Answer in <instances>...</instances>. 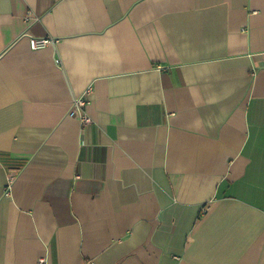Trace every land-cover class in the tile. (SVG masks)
<instances>
[{"label":"crops","instance_id":"0c3cea01","mask_svg":"<svg viewBox=\"0 0 264 264\" xmlns=\"http://www.w3.org/2000/svg\"><path fill=\"white\" fill-rule=\"evenodd\" d=\"M42 257L264 264V0H0V264Z\"/></svg>","mask_w":264,"mask_h":264},{"label":"built area","instance_id":"2783aa9c","mask_svg":"<svg viewBox=\"0 0 264 264\" xmlns=\"http://www.w3.org/2000/svg\"><path fill=\"white\" fill-rule=\"evenodd\" d=\"M55 42H56L55 40L50 38H40V39L31 38L30 47L33 50H39V49H44L48 47L50 44H54ZM85 105H86L85 97L81 96L74 101L69 113L70 116L78 118L82 126H88L93 122V119L85 111ZM13 182H14V176L12 175L9 177L8 180V185H7L8 190L11 189ZM38 264H49V263L45 257H42L39 259Z\"/></svg>","mask_w":264,"mask_h":264}]
</instances>
